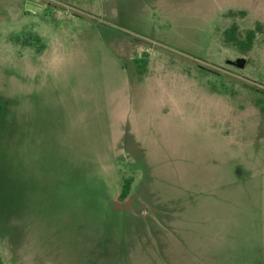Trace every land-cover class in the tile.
I'll list each match as a JSON object with an SVG mask.
<instances>
[{
    "label": "rangeland",
    "instance_id": "obj_1",
    "mask_svg": "<svg viewBox=\"0 0 264 264\" xmlns=\"http://www.w3.org/2000/svg\"><path fill=\"white\" fill-rule=\"evenodd\" d=\"M232 24L262 27L246 56L222 41ZM43 73L74 98L63 146L119 140L85 160L97 189L34 193L37 160L18 166L17 114ZM0 256L264 264V0H0Z\"/></svg>",
    "mask_w": 264,
    "mask_h": 264
},
{
    "label": "crops",
    "instance_id": "obj_2",
    "mask_svg": "<svg viewBox=\"0 0 264 264\" xmlns=\"http://www.w3.org/2000/svg\"><path fill=\"white\" fill-rule=\"evenodd\" d=\"M43 74V78L41 77L40 81H38L41 83V88H39L38 91L29 93L23 97L26 101L23 102V104L26 105V107L22 112L19 111L17 114L15 137L18 154V166L22 167L23 164L22 168H27L28 163L37 160V174H27L30 178L27 182L33 183L37 180L32 190L34 193L43 191L46 192L50 188L58 191L63 190L64 183L68 185V189L71 188L80 193L87 187H95L97 189V185L100 186L102 179H98L97 183H93L94 181H90L88 179L84 168V164H86L85 160L92 159V157H94L92 154L94 155L95 152H98L100 146L110 145L111 143L118 142L119 140L114 139L109 141L103 138V141L99 139V147L95 145L97 141L93 143L90 142L91 144L89 146H86L85 142L72 144L68 141L64 142L65 144L63 146L61 141L65 140H62V138L68 134V132H66L68 131L67 128L73 126L74 122L73 120L71 123V120L68 119L65 106L66 103H71V99L73 100L74 98L69 93L68 88L64 87V91L62 87L58 85V81L56 83V80H54V84L50 85L52 82L46 79L48 74ZM50 87H53L54 91H51ZM93 97L96 98L94 95ZM61 100L64 101V103ZM100 106L99 102V108ZM105 108L106 109L103 110L101 109L100 114L102 116H104V113L108 114V111L114 110L116 106L113 105V108H111V105H109ZM106 117H110L109 114L106 115ZM136 120L139 123L137 117ZM135 125L136 123L129 125V131L132 132L133 135L138 134L141 136V132L137 133ZM111 133L113 135L115 134L112 131L104 132L103 137L108 136L109 138ZM134 143L136 144V142ZM159 147L162 148V146ZM137 162L141 167L136 171H138L141 178H143L148 170L145 165L146 161L141 160ZM136 171L133 172V174H135ZM133 174L128 175V177L123 176L118 179V201H120L119 194L121 183L125 178H131L132 184L128 196L120 202H124L131 196L135 184ZM18 177L21 179L19 175ZM49 181L50 183L46 184V182ZM83 183L86 185V188ZM17 194L20 193L18 192ZM18 213L20 215L19 209Z\"/></svg>",
    "mask_w": 264,
    "mask_h": 264
},
{
    "label": "trees",
    "instance_id": "obj_3",
    "mask_svg": "<svg viewBox=\"0 0 264 264\" xmlns=\"http://www.w3.org/2000/svg\"><path fill=\"white\" fill-rule=\"evenodd\" d=\"M240 14L243 15L242 12ZM228 15H234V13L229 12ZM261 32L262 27L260 24H257L253 29L246 30L243 34H240L237 26L232 24L222 32V41L226 46L235 49L241 56H246L253 47L256 35ZM143 56L144 58L146 57V55ZM141 62L145 63L142 60ZM131 184V178H125L122 180L119 194L120 201H123L128 196ZM0 264H3L1 257Z\"/></svg>",
    "mask_w": 264,
    "mask_h": 264
}]
</instances>
